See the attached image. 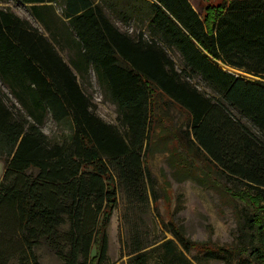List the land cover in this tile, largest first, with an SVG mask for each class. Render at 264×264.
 Segmentation results:
<instances>
[{
	"label": "trees",
	"instance_id": "16d2710c",
	"mask_svg": "<svg viewBox=\"0 0 264 264\" xmlns=\"http://www.w3.org/2000/svg\"><path fill=\"white\" fill-rule=\"evenodd\" d=\"M16 1L44 33L0 8V264H40L41 245L63 264H104L118 188L129 203L150 195L156 206L149 163L160 153L169 168L200 170L198 186L217 184L243 205L242 245L205 258L264 264V0H224L204 18L188 0H133L127 9L117 0ZM106 10L139 22L137 32H120ZM90 72L119 126L90 109ZM47 120L68 127L67 140L51 142ZM160 222L173 238L149 251L192 264L186 254L196 243ZM147 247L133 237L127 264H148Z\"/></svg>",
	"mask_w": 264,
	"mask_h": 264
},
{
	"label": "rangeland",
	"instance_id": "374dc122",
	"mask_svg": "<svg viewBox=\"0 0 264 264\" xmlns=\"http://www.w3.org/2000/svg\"><path fill=\"white\" fill-rule=\"evenodd\" d=\"M117 1L125 9L130 6L135 8L133 0ZM117 1L115 2L117 3ZM223 1L188 0L202 18L207 16L206 13L210 9L219 7ZM53 6L56 13L61 14L62 6L58 4ZM0 8L14 13L21 20L28 21L34 28L44 33L42 26L30 14L27 5L21 4L16 0H8L6 4L0 3ZM105 14L120 32L130 35L137 32L135 27L140 25L139 22L137 24L132 21L122 22L109 10H106ZM56 49L64 62L67 63L68 53L60 51L58 47ZM240 76L248 77L247 79L252 81L255 79L263 81L259 78L246 77L243 74ZM89 81L91 85L86 90V93L91 97L90 109L103 122L119 126L114 105L104 101L97 81H95L91 72ZM81 86L85 88L83 83H81ZM198 87L202 90L200 83ZM170 115H172L174 120L178 119L176 113L170 112ZM42 131L53 143L63 142L70 135L68 127L55 124L51 120H47L43 124ZM166 158L167 156L162 155V153L155 154L149 163L152 181L148 182V184L149 186L153 185L154 192L160 197L156 206L153 205L150 195L148 202L142 205L129 203L123 190L120 187L118 188L117 203L105 229L108 241L107 258L104 264H127L128 246L133 237L148 245L146 248L148 251L162 241L172 240L173 236H170L164 230L161 220L165 223L172 221L181 228L186 237L196 243L197 247H194L193 250L186 254V258L192 264H226V262L237 264L239 259L236 257L221 255L220 258L208 260L203 252L216 250L214 249L215 247L229 249L242 245L243 240L237 232V219L235 217L236 213L242 210L243 205L237 200H233L217 184L205 181L198 186L194 179L202 177L200 170L191 172L189 176H183L181 171L169 168ZM3 168V162L0 160V179L4 173ZM215 177L219 184L225 185L227 188L234 190L239 188L238 184L232 179L220 176ZM163 181H165L164 184ZM163 187H168L165 192L162 190ZM149 252L150 261L148 264H166L162 250ZM35 254H37L40 264H63L45 245L36 248ZM95 254V249L92 248L91 256Z\"/></svg>",
	"mask_w": 264,
	"mask_h": 264
},
{
	"label": "bare ground",
	"instance_id": "6f19581e",
	"mask_svg": "<svg viewBox=\"0 0 264 264\" xmlns=\"http://www.w3.org/2000/svg\"><path fill=\"white\" fill-rule=\"evenodd\" d=\"M222 66V65H221ZM222 69H225V70H227V71H229V72H231V73H233V74H235V75H242L240 72H236V71H234V70H232V69H230V68H228V67H226V66H222ZM247 77V76H246ZM248 78V77H247Z\"/></svg>",
	"mask_w": 264,
	"mask_h": 264
},
{
	"label": "water",
	"instance_id": "95a60500",
	"mask_svg": "<svg viewBox=\"0 0 264 264\" xmlns=\"http://www.w3.org/2000/svg\"><path fill=\"white\" fill-rule=\"evenodd\" d=\"M227 73H229V74H231V75H233V76H235V77H239L238 75H235V74H233V73H231V72H229V71H227V70H225ZM236 72H240V71H236ZM240 73H242V72H240ZM243 75H245V76H248V75H246V74H244V73H242ZM249 77H251V76H249Z\"/></svg>",
	"mask_w": 264,
	"mask_h": 264
}]
</instances>
